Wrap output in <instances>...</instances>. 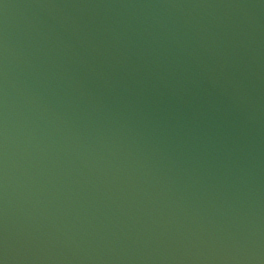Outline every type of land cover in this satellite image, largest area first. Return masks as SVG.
Segmentation results:
<instances>
[{
    "label": "water",
    "instance_id": "95a60500",
    "mask_svg": "<svg viewBox=\"0 0 264 264\" xmlns=\"http://www.w3.org/2000/svg\"><path fill=\"white\" fill-rule=\"evenodd\" d=\"M0 264H264V0H0Z\"/></svg>",
    "mask_w": 264,
    "mask_h": 264
}]
</instances>
